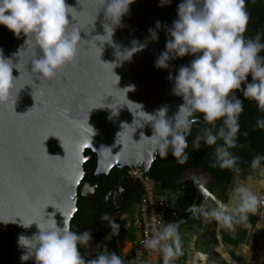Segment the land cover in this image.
<instances>
[{"label": "water", "instance_id": "95a60500", "mask_svg": "<svg viewBox=\"0 0 264 264\" xmlns=\"http://www.w3.org/2000/svg\"><path fill=\"white\" fill-rule=\"evenodd\" d=\"M65 2L76 8L74 20L70 16L69 20L80 31L79 56L52 80H39L31 72L30 61L38 57V49L24 45L23 35L18 39L0 25V50L19 70L12 71L13 77H19L8 102L0 104V218L4 220L21 217L24 223L42 222L45 213L55 212L58 224L67 222L70 227L83 168L92 161L84 151L96 157L90 174L94 183L114 168L126 172L138 167L148 174L159 154L150 148L153 128L147 114L166 106L165 118H171L183 103L172 93L173 81L167 77L169 72L174 77L196 54L170 60L168 69L154 67L182 0L163 6H158L160 0H134L119 25L105 17L107 0L104 6L103 0ZM105 24L113 27L112 43H103L110 41V29L107 36L96 37L105 34ZM149 29L156 31L157 40L151 39ZM133 42L145 46L130 59L120 60L118 56L126 58L122 53ZM36 231L35 224L23 228L0 222V264H34L31 259L21 262L24 249L17 240Z\"/></svg>", "mask_w": 264, "mask_h": 264}, {"label": "clouds", "instance_id": "9594fccd", "mask_svg": "<svg viewBox=\"0 0 264 264\" xmlns=\"http://www.w3.org/2000/svg\"><path fill=\"white\" fill-rule=\"evenodd\" d=\"M133 2L107 0L106 19L112 25H119L120 17L128 12ZM168 3L170 0H160L158 6ZM105 4L106 0H103V6ZM73 9L76 8L66 4L65 0H0V25L18 39L23 35L24 45L31 44L39 51L38 57L30 61L31 72L39 80L54 79L58 70L75 62L79 56L80 31L71 27L69 20V16L74 20ZM177 17L167 29L169 38L165 50L155 60L154 67L168 69L170 60L196 55L187 65H181L174 77L171 72L167 77L173 81L172 93L183 100L176 114L166 119V106L157 109L155 114L146 113L147 122H151L153 128L148 137L151 151L158 152L161 157L171 153L179 163L186 161V137L194 123L191 117L200 113L203 121L212 127L204 129L203 134L194 139L193 148L199 149L201 142L205 146L216 145L215 159L210 166L234 169L239 158L229 149L237 146L238 121L243 111V102L237 92L243 98L255 101L258 111L264 113V56L260 55L264 51V34L258 32L254 37L244 36L249 20L245 0H182L177 7ZM155 27L160 28L159 21ZM109 29L110 41L104 39L103 43H112L113 27L109 24L104 25L105 34L96 37L107 36ZM149 33L152 40L158 39L154 29H149ZM133 44L131 49L122 53L126 58L117 55L120 60L130 59L145 46ZM14 68L18 70L12 58L5 57L0 50V104L8 102L15 87L14 81L19 77H13ZM217 120L221 121L219 128H216ZM257 126L264 128V118L257 121ZM91 129L94 135V129ZM242 135L246 136L247 132ZM217 140L223 143L217 145ZM262 161L264 156L256 155L250 167L259 168ZM235 199L236 207L230 211L223 204L215 209L201 207L196 211L215 219L222 228H232L234 222L245 220L249 212H254L257 204L255 195L243 187L236 190ZM55 215V212L45 213L42 222L33 220L28 223L22 222L21 217L19 221L0 218L4 224L18 223L23 228L35 224L37 228L30 237L18 236L17 245L24 249L21 262L31 259L34 264H123L114 252L99 253L88 259L80 248L90 247L91 231L74 232L67 222L58 224ZM100 219L108 221L110 236L119 234V225L106 213ZM144 247L159 250L163 264H173L174 257L180 253L177 223L166 224L144 241Z\"/></svg>", "mask_w": 264, "mask_h": 264}, {"label": "crops", "instance_id": "0c3cea01", "mask_svg": "<svg viewBox=\"0 0 264 264\" xmlns=\"http://www.w3.org/2000/svg\"><path fill=\"white\" fill-rule=\"evenodd\" d=\"M244 171L237 174L233 182ZM241 180H243L242 177H237V184L234 186L232 182L233 185H230L224 195L215 188L222 197H218L219 199L212 197L211 202L207 201L209 192H206L207 188L204 191L203 182L200 193L196 192L190 180L180 186L179 190L182 192L184 188L188 191L187 194L181 195L187 207L174 221L178 225L180 253L174 257L173 264H262L264 260V195L254 184L245 185L241 183ZM241 187L255 195L257 204L254 206L253 216L248 213L245 220L234 222L232 228H222L215 219L196 211L201 207L205 210L215 209L221 204L230 211L236 207L235 193ZM231 190L232 194L229 197ZM118 231V235L110 236V228V232L104 236L103 243L99 247L100 253L114 252L121 257L129 252L131 240L136 236L122 233L120 224Z\"/></svg>", "mask_w": 264, "mask_h": 264}, {"label": "trees", "instance_id": "16d2710c", "mask_svg": "<svg viewBox=\"0 0 264 264\" xmlns=\"http://www.w3.org/2000/svg\"><path fill=\"white\" fill-rule=\"evenodd\" d=\"M237 96L241 98L243 102V111L240 114L238 121L240 130L237 133V146L229 149L233 155L239 158L234 169H221L218 166H210V162L215 159L214 148L216 145H213L208 149H204L203 152L198 155L188 157L183 163H179L176 158L173 162L169 163L166 161L165 157L158 155L153 162L154 169L149 171L147 174L150 179L155 181L158 189L172 193L178 191L181 186L180 180L182 172L186 168H194L209 174L215 187L222 195H224L237 174L244 170L252 169L250 167V163L254 156H264V128L257 126V121L264 118V113L258 111L255 101L243 98L239 92H237ZM218 124L219 121L217 120L216 128H218ZM244 132H247L246 136L242 135ZM194 136L195 132L192 131L190 139ZM222 143V140H217V145ZM84 154L92 156V164L90 166H84L83 168L84 171L91 172L95 168L96 157L88 149L84 151ZM262 166L264 167V161L261 162L260 167ZM120 175H125V172L121 169L119 170L118 168L112 170L109 173L107 180L103 183V191L105 192L110 188L109 181L112 177L117 179ZM136 185L139 186V183L136 182ZM134 189V191H136V187ZM139 196L140 192L136 191L132 201L122 206L119 210L118 216L122 217L130 212ZM76 198L77 210L70 221V229L74 232H82L84 230L91 231L92 240L90 242V247L85 249L81 246L80 251L82 254H87L88 259H93L100 253L99 247L103 243L104 236L110 232L108 221H102L100 217L102 214L106 213L110 220H113L114 216L109 211L104 212L102 209L94 215L93 210L90 208V205L86 202V200L80 197L79 194H77ZM249 214L253 216L252 212H249ZM262 264H264V260Z\"/></svg>", "mask_w": 264, "mask_h": 264}, {"label": "flooded vegetation", "instance_id": "af4514ba", "mask_svg": "<svg viewBox=\"0 0 264 264\" xmlns=\"http://www.w3.org/2000/svg\"><path fill=\"white\" fill-rule=\"evenodd\" d=\"M245 10L248 13L249 20L244 36L254 37L258 32L264 34V0H245ZM260 55L264 56V51H262ZM250 78L251 77L249 76L248 79ZM193 118L195 119V121L191 125V131L189 136L186 137L188 139L187 141L188 147L185 149V152L188 154V157L198 155L199 153H202L204 149H208L211 147V146H205L203 142H201V146L199 149L193 148L194 139L198 135H202L204 129L212 127L211 125H208L203 121L202 114L200 113H195ZM218 121H219L218 124V128H219L221 126V121L220 120ZM215 130L216 129H213L214 132ZM192 131L195 132V136L192 139H190ZM165 158L166 161L169 163L173 162V160L175 159L171 155V153L165 156ZM91 164L92 161L87 166H90ZM153 169H154V163L150 166L149 171H152ZM91 172L84 171L83 178L80 182V185L78 186L77 194H79L80 197H82L84 200H86V202H88L90 208L94 212V215L98 213L99 210L102 209V211L104 212L109 211L110 213H112L114 219H116L117 217H119L118 212L122 208V206L132 201L136 191L140 192L141 190L140 184H139L140 187L136 185V181L130 179L127 173L124 171L125 175H120L117 177V179H114L112 177V179L109 181L110 188L104 192L103 191L104 189L102 188L103 183L107 180V177L109 176L110 172L108 173L107 177L100 183L93 182L90 176ZM203 176L210 177L209 174L204 173L199 169L186 168L182 172L180 184L182 186L186 181L190 180L193 182L196 192L200 193L201 192L200 188L203 182L202 181ZM135 187H136V191H134ZM211 200L212 197L207 196V201L211 202Z\"/></svg>", "mask_w": 264, "mask_h": 264}, {"label": "built area", "instance_id": "2783aa9c", "mask_svg": "<svg viewBox=\"0 0 264 264\" xmlns=\"http://www.w3.org/2000/svg\"><path fill=\"white\" fill-rule=\"evenodd\" d=\"M130 179L141 186L140 196L134 204L131 224L138 233L131 240L130 250L121 256L123 264H163L159 250H148L144 241L168 224L173 223L179 213L186 209L183 192L160 190L155 181L150 179L141 168L126 171ZM181 197H180V196Z\"/></svg>", "mask_w": 264, "mask_h": 264}, {"label": "rangeland", "instance_id": "374dc122", "mask_svg": "<svg viewBox=\"0 0 264 264\" xmlns=\"http://www.w3.org/2000/svg\"><path fill=\"white\" fill-rule=\"evenodd\" d=\"M246 173H248V174H246ZM239 176L243 178V180H241L242 184L243 183L245 185L247 183L254 184L256 186V188L261 189L260 191L264 195V167L263 166L256 168V169H248V170L244 171V173L240 174ZM239 176H237V177L239 178ZM237 177H236V180L233 182L234 186H235V184H237ZM202 181L204 183V191H205V188L208 189V190L206 189V192H209L208 196H211L215 199H219L222 197L216 192V190H215L216 187H215V185H214V183L210 177L203 176ZM187 192H188L187 189L184 188L183 194H187ZM231 194H232V190L229 193V197L231 196ZM133 212H134V206L130 210V212H128L127 214L122 216L123 219H120L121 217H117L116 219H114V221L118 225L120 224L122 233L127 234L128 236L134 235V237H135L136 234L138 233V230L134 226H132V224L130 222L132 215H133Z\"/></svg>", "mask_w": 264, "mask_h": 264}]
</instances>
